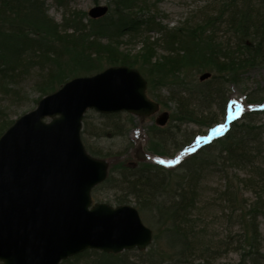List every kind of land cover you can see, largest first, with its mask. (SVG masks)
Listing matches in <instances>:
<instances>
[{
    "label": "trees",
    "instance_id": "1",
    "mask_svg": "<svg viewBox=\"0 0 264 264\" xmlns=\"http://www.w3.org/2000/svg\"><path fill=\"white\" fill-rule=\"evenodd\" d=\"M53 2L64 11L63 24L50 17L46 0H0V82L6 80L0 86H9L8 80L17 83L18 77L29 73L28 67L34 59L38 60L36 64L39 66L45 63L54 66L45 80L42 78L37 83L41 93L39 98L74 76L90 75L111 65H127L142 72L148 80V94L160 104H163L161 96L154 89L170 87L169 100L176 104L172 113L174 120L197 121L206 129H212L220 121L213 119L209 109L211 104L220 106L222 118L227 112L230 98L225 94L223 82L211 76L210 79L214 80L212 84L199 80L201 83L196 87L184 84L183 89H179L178 85L184 83L179 82L182 74L191 71L194 75L215 72L218 78L236 81L240 73L264 64V0H218L214 15L205 12L204 18L194 26L176 28H169L157 21L154 15L148 14V0H109V13L99 19L89 18L83 11L71 10L68 0ZM152 30L161 35L159 41L166 52L163 56H158V44L149 41L147 33ZM125 36L128 39L142 38L140 50L132 53L123 49L122 38ZM246 100L260 104L264 102V97L255 100L247 96ZM263 112L252 110L242 114L223 135L201 146L174 169L153 164L126 166L116 179L110 177L114 169L111 166L109 177L95 188L114 181L116 187L126 193V198L117 196L116 204H127V197L132 196L140 202L141 210L156 207L160 219L169 226L172 233L169 238L176 251L152 248L149 251L133 249L114 254L89 249L61 264H81L80 261L89 255H99L94 264H192L190 258L197 252L204 253L206 260L213 258L209 247L202 249L198 246L197 217L193 216V212L198 208L195 201L196 179L217 158H226L247 169L239 185L256 193L254 200L238 201L240 192L235 185H226L223 191L233 210L240 211L236 219L246 233L240 243L246 245L244 255L249 257H242L238 264H264L259 223V218L264 215V167L256 161L261 152L260 146H250L252 139L247 134L248 130L264 128V125L256 126L255 122ZM111 116L115 114L106 117ZM13 122L4 123L0 135ZM83 124L84 133L88 132L86 116ZM115 126L122 134L121 130L126 125ZM207 131L196 132L177 144L174 151L167 149L163 155L173 157L192 143L197 134L205 135ZM148 133L161 146L174 139L164 128L152 127ZM86 148L97 157L113 156L101 154L89 145ZM173 172L180 178L178 194L161 200L159 192H168L165 175ZM134 257H137L136 261L132 260Z\"/></svg>",
    "mask_w": 264,
    "mask_h": 264
},
{
    "label": "water",
    "instance_id": "2",
    "mask_svg": "<svg viewBox=\"0 0 264 264\" xmlns=\"http://www.w3.org/2000/svg\"><path fill=\"white\" fill-rule=\"evenodd\" d=\"M108 11L98 5L88 13L97 19ZM210 76L204 73L200 80ZM147 87L140 70L127 65L77 76L42 97L0 136L2 264H60L87 249L148 248L153 230L136 207L93 202L92 190L106 179L109 163L89 154L81 138L90 109L126 111L142 121L157 113L160 104L148 97ZM169 116L162 112L156 123L165 125Z\"/></svg>",
    "mask_w": 264,
    "mask_h": 264
},
{
    "label": "rangeland",
    "instance_id": "3",
    "mask_svg": "<svg viewBox=\"0 0 264 264\" xmlns=\"http://www.w3.org/2000/svg\"><path fill=\"white\" fill-rule=\"evenodd\" d=\"M217 1L148 0V14L154 15L157 21L169 28L194 26L204 18L205 12L210 15L216 13ZM68 2V7L71 10L83 11L87 16L89 10L95 6L110 5L109 0H68ZM46 3L50 17L59 24H63L65 14L62 8L57 7L53 0H46ZM68 16L70 17V14ZM147 36L150 37V42H155L154 45L158 44V56L166 54L161 41H159L161 38L160 33L152 30L147 33ZM128 38V36L122 38V41L124 40L122 48L131 50L132 53L139 51L142 47V38ZM35 57H37V54ZM37 62V59L31 61L30 68L28 67L29 73L18 77L17 83L8 80L9 86H0V129L4 123L15 121L37 107L41 96L37 83L42 78L45 80L49 70L54 68V66L46 63L39 66V64H36ZM199 77L200 74L196 73L194 75V71L183 73L179 82L184 81V83L178 85V88L183 89L182 85L184 84L189 87H196L201 82L212 84L214 83L213 79L217 81L219 79L224 84L225 94L230 98L228 114L235 109L237 110L236 116L240 117L249 110L264 109V103L248 104L246 100L247 96L255 100H261L264 97V64L240 73L236 81L218 78L215 72L212 73L213 79L209 78L208 81L200 82ZM5 81L1 82L5 83ZM173 87L177 86L174 85ZM154 91L161 96L164 105L161 104L160 111L145 117L143 122L140 116L126 111L113 113L115 116L111 117L106 116L112 114L100 113L94 109L86 112L85 116L89 131L84 133L85 125L83 124L81 130L83 142L85 146L89 145L94 150H99L101 154H113V156L107 158L110 160V166L114 167L110 177L117 179L125 171L126 166L143 167L153 164L167 169L175 168L182 160L179 163L168 164L167 160L173 162L174 159L161 157V155L167 152V149L174 151L177 144L182 143L188 137L191 138L196 132L206 130V127L200 122H182L173 119L172 113L176 109V104L169 100L170 87L155 88ZM151 98L156 100V98ZM209 109L213 119L218 118L222 123L226 122V118L222 120V110H220V106L217 103H212ZM163 111H169L170 119L165 126H160L156 123V118ZM255 122L256 126L264 125V112L256 118ZM115 125H126L121 130L122 134L118 133ZM152 127L164 128V131L172 134L174 139L165 142L162 146L157 144V141L151 138L148 133V130ZM213 133L214 131L211 130L210 134ZM247 134L252 139L250 146H256V148L260 146L261 152L258 154L256 161L264 167V128L248 130ZM141 150L149 156L146 160L137 158ZM246 170L232 161L226 160V158H217L216 162L207 166L204 169V173L196 179L198 181L195 201L198 208L194 210L193 216L197 217L198 246L202 249L209 247L213 258L206 260L204 253L197 252L190 258L192 264H238L242 257H249V255H244V252L247 251L246 245L240 243V240L246 236V233L243 232L242 227L238 223V219H236L240 211L233 210V205L223 195L226 185H235V189L240 192L237 198L238 201H251L256 198V193L252 192L251 189L239 185L246 176ZM164 179L168 183V194L166 191H161L159 195L161 200H168L178 194L177 189L179 188L178 182H180V178L173 172L165 175ZM115 184L116 182L113 181L111 184L105 183L95 189V194L99 198L94 195L93 191L94 201H102L115 206L117 196L122 195L126 198V193L119 190ZM110 185L111 188H109ZM127 198L129 200L128 205L139 209L144 223L153 229L154 236H156L146 251L152 250V248L166 252L176 251L177 248L173 246L169 238V235L172 234L169 226L164 220L160 219L156 207H152L153 211L151 209L141 210L140 202L132 196ZM232 216L233 218H231ZM259 223L261 252L264 253V215L259 218ZM98 258L99 255H89L87 258L82 259L80 263L94 264ZM132 260L136 261L137 257ZM105 261L107 260L105 259ZM0 263L2 264V262Z\"/></svg>",
    "mask_w": 264,
    "mask_h": 264
},
{
    "label": "bare ground",
    "instance_id": "4",
    "mask_svg": "<svg viewBox=\"0 0 264 264\" xmlns=\"http://www.w3.org/2000/svg\"><path fill=\"white\" fill-rule=\"evenodd\" d=\"M236 112H237V110L231 111L229 113L228 119H231L236 114ZM167 163H170V162L167 161Z\"/></svg>",
    "mask_w": 264,
    "mask_h": 264
}]
</instances>
